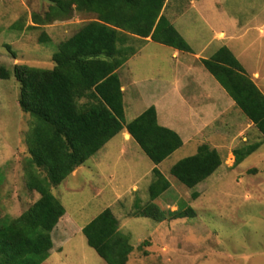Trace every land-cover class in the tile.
I'll return each instance as SVG.
<instances>
[{"label":"rangeland","instance_id":"374dc122","mask_svg":"<svg viewBox=\"0 0 264 264\" xmlns=\"http://www.w3.org/2000/svg\"><path fill=\"white\" fill-rule=\"evenodd\" d=\"M48 6L46 0H0V65L11 71L19 65L52 69L59 44L95 20L94 15L75 12L69 20L31 29L33 14L44 16ZM250 11L257 12L256 22L249 33L241 30L234 43H264L260 31L264 30V0H171L165 14L186 41L217 45L222 42L215 38V32L232 31L230 18L245 20ZM42 35H47L50 42L40 43ZM139 45L129 43L136 50ZM258 45L243 64L249 74L258 68L264 74V46ZM214 81L233 100L216 78ZM258 85L262 88L261 83ZM19 97V84L14 78L0 79V170L4 176L0 184V218H17L37 201L26 179V138L33 119L22 113ZM241 115L249 121L243 112ZM166 116L174 119L175 113L167 111ZM229 116L219 118L217 129L222 121H231ZM129 119L130 115L126 121ZM241 124L235 126L233 122L231 136L239 133ZM253 131L255 135L248 142L244 141L247 135L238 137L242 142L239 149L264 141L255 126ZM182 147L157 166L171 184L155 202L166 214L163 222L137 216L136 200L141 199L144 206L150 202L155 165L125 130L83 166L82 176L74 178L72 174L54 188L53 194L65 207L70 225L60 235L61 240L67 239L63 251L51 254L44 264H107L89 247L82 229L108 208L116 214L120 231L130 237L133 252L127 264H264V148L239 166L233 159L229 161V154L221 153L223 167L206 182L189 189L170 173L179 161L196 154L192 144ZM179 208L191 209L192 213L172 220L168 212Z\"/></svg>","mask_w":264,"mask_h":264},{"label":"trees","instance_id":"16d2710c","mask_svg":"<svg viewBox=\"0 0 264 264\" xmlns=\"http://www.w3.org/2000/svg\"><path fill=\"white\" fill-rule=\"evenodd\" d=\"M46 1L48 11L44 16L33 14L31 29L69 20L75 12L94 15L95 20L59 44L52 69L19 65L11 71L0 65V79L16 80L20 109L33 119L26 138V179L28 189L39 195L21 216L0 218V264H44L51 254L63 251L67 239L61 240L60 235L70 222L53 189L124 130L155 166L183 146L176 132L159 124L155 107L126 123L124 93L117 72L137 52L129 43H141L143 39L192 52L164 14L168 0ZM49 42V37L42 35L40 43ZM202 63L264 140V94L239 61L223 47ZM258 148L254 145L235 150L234 165L242 164ZM222 163L216 149L202 145L194 156L174 165L170 173L182 185L194 189L211 178ZM3 180L0 170V184ZM170 187L162 172L154 168L150 202L144 206L141 199L136 200L137 216L157 222L167 220L155 202ZM190 213L191 209L179 208L168 212V216L176 220ZM119 226L108 208L82 229L89 247L107 264H127L133 252L130 237Z\"/></svg>","mask_w":264,"mask_h":264},{"label":"crops","instance_id":"0c3cea01","mask_svg":"<svg viewBox=\"0 0 264 264\" xmlns=\"http://www.w3.org/2000/svg\"><path fill=\"white\" fill-rule=\"evenodd\" d=\"M170 3L171 0H168L164 8V14ZM239 13H242L241 9H239ZM245 16L247 19L242 21L233 16L230 18L232 31L215 32V38L222 43L217 45L197 43L195 45L187 41L192 50L191 53L181 52L155 43L150 38L141 39L142 42L136 54L129 58L117 71L124 93L125 119L130 115V119L126 123L132 122L149 108L155 107L159 124L176 132L183 140V147L192 144L197 153L200 146L208 145L218 150L219 154H229V161H232V159L235 161L234 151L240 150L238 146L242 143L238 141V137L247 135V138L244 139L245 142L251 139V136L254 137V124L250 120L244 121L245 119L241 115L242 111L237 108L235 101L230 100L221 91L214 81L215 78L205 69L202 61L212 58L221 48L226 47L240 62L245 72L249 74L243 65L247 54L254 50L257 44H259L258 46H264V43H234L238 41L237 37L241 30L244 33L251 31L258 14L256 11H250ZM176 29L180 32L178 28ZM260 31L261 34H264L263 28H260ZM180 34L183 36L182 32ZM261 59L260 56L257 58L260 65ZM249 76L257 85L262 84V88H259L264 94L263 70L261 68L255 69ZM168 105L169 107H167ZM167 111L174 112L175 118L167 117ZM226 115H230L231 121H228V119L222 121L219 129H217L216 125L219 118ZM210 118H213L211 123L209 122ZM233 122H236L235 126L242 123V127L238 134L231 136L230 129ZM181 123H183V126H181ZM186 128L190 129L187 130ZM18 135L20 137V134ZM185 135H188L187 140H185ZM128 136L130 135L127 133ZM197 137L198 139L194 140ZM218 140L221 142L219 145L217 144ZM260 142L257 144L259 148L256 152L264 148V141ZM16 148L19 150L18 146ZM82 168L83 166L75 170L73 173L74 178L82 176ZM154 168L158 167L154 166L152 171ZM137 189V186L133 187L136 192ZM36 196L38 200L39 195L36 194ZM101 196L102 193L99 194V197Z\"/></svg>","mask_w":264,"mask_h":264}]
</instances>
